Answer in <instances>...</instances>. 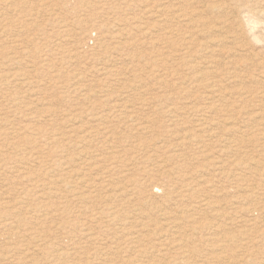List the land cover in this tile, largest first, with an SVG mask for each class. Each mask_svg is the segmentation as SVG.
Listing matches in <instances>:
<instances>
[{
    "label": "rangeland",
    "instance_id": "rangeland-1",
    "mask_svg": "<svg viewBox=\"0 0 264 264\" xmlns=\"http://www.w3.org/2000/svg\"><path fill=\"white\" fill-rule=\"evenodd\" d=\"M0 154V264H264V0H0Z\"/></svg>",
    "mask_w": 264,
    "mask_h": 264
},
{
    "label": "bare ground",
    "instance_id": "bare-ground-1",
    "mask_svg": "<svg viewBox=\"0 0 264 264\" xmlns=\"http://www.w3.org/2000/svg\"><path fill=\"white\" fill-rule=\"evenodd\" d=\"M54 1H55V0H54ZM166 1H168V0H166ZM184 1H186V0H184ZM175 2H176V1H175ZM192 2H193V1H189V3H192ZM172 3L174 4V2H172ZM176 4H177V3H176ZM179 7L182 8V5H180ZM224 10H225V9H224ZM242 10H243V9H242ZM242 10H240V11H242ZM244 12H245V11H244ZM181 13H183V12H178L177 15H180ZM190 14H191V13H190ZM244 14H245V13H244ZM191 15H193V13H192ZM188 16H189V15H188ZM246 17H247V16H246ZM14 77H15V76H14ZM18 78H19V77H18ZM18 80H19V79H18ZM26 82H27V81H26ZM19 83H20V81H19ZM22 83H23V82H22ZM24 83H25V82H24ZM24 83H23V84H24ZM17 84H18V83H17ZM18 86H19V85H18ZM26 86H27V85H26ZM77 92H78V91H77ZM92 96H94V95H92ZM186 103H187V102H186ZM115 104H116V103H115ZM188 104H189V103H188ZM180 106H181V104H180ZM180 106L178 105V107H180ZM178 107H177V109H178V111H179V108H178ZM186 107H187V106H186ZM127 108H128V107H127ZM125 109H126V108H125ZM177 109H176V110H177ZM128 110H129V109H128ZM172 110H173V109H172ZM183 110H184V109H183ZM122 111H124V110H122ZM175 112H176V111H175ZM186 112H187V111H186ZM189 112H190V111H189ZM183 113H185V112H183ZM111 118H112V117H111ZM201 122H202V121H201ZM199 124H201V123L198 122V125H199ZM204 125H206V124H204ZM207 126H208V125H207ZM138 127H139V126H138ZM145 127H146V126H145ZM197 127H198V126H197ZM211 127H212V126H211ZM81 130H82V129H81ZM140 130H141V129H140ZM84 131H85V128H84ZM87 131H88V130H87ZM145 131H146V129H145ZM200 131H201V130H200ZM56 133H57V132H56ZM56 133H55V134H56ZM81 133H82V131H81ZM88 133H89V132H88ZM53 136H54V135H53ZM50 137H51V136H50ZM82 137H83V136H82ZM48 138H49V137H48ZM84 138H85V137H84ZM82 139H83V138H82ZM82 139H81V140H82ZM46 141H47V140H46ZM57 141H58V140H57ZM0 156H1V154H0ZM112 158H114V157H112ZM219 165H220V164H219ZM2 166H3V165H2ZM49 171L52 172L51 170H49ZM16 172H17V171H16ZM47 172H48V171H47ZM25 175H26V173H25ZM68 175H69V174H68ZM73 175H74V174H73ZM93 175H94V174H93ZM17 176H18V175H17ZM23 176H24V174H23ZM50 176H51V175L49 174V177H50ZM76 176H77V175H76ZM79 176H80V175H79ZM103 176H104V175H103ZM103 176H102V177H103ZM105 176L107 177V174H106ZM15 177H16V176H15ZM55 177H56V176H55ZM92 177H93V176H92ZM94 177H95V176H94ZM94 177H93V178H94ZM18 178H19V176H18ZM51 178H53V177H51ZM56 178H57V177H56ZM79 178H81V177H79ZM95 178H96V177H95ZM29 179H30V178H29ZM53 179H54V178H53ZM96 179H97V178H96ZM100 179H101V178H100ZM105 179H106V178H104V179L102 178V180H105ZM92 180H93V179H92ZM106 180H107V179H106ZM84 181H85V180H84ZM87 181H88V180H87ZM53 182H54V181H53ZM95 182H96V181H95ZM19 183H22V182H19ZM24 183H25V182H24ZM26 183H27V182H26ZM56 183H57V182H56ZM72 183H73V182H72ZM84 183H85V182H84ZM91 183H92V182H91ZM22 184H23V183H22ZM52 184H53V183H52ZM54 184H55V183H54ZM97 184H99V183H97ZM84 185H85V184H84ZM6 186H7V185H6ZM57 186H58V185H57ZM91 186H92V185H91ZM91 186H89V187H91ZM40 187H41V186H40ZM42 187H43V186H42ZM53 187H54V186H53ZM64 187H65V186H64ZM68 187H70V186H68ZM106 187H107V186H106ZM8 188H10V187L8 186V187H7V190H8ZM35 189H36V188H35ZM10 190H11V189H10ZM10 190H9V191H10ZM41 190H42V188H41ZM44 190H45V189H44ZM54 190H55V189H54ZM50 191H51V190H50ZM3 192H4V191H3ZM70 192H71V191H70ZM8 193H10V192H8ZM48 193H49V191H48ZM71 193H73V192H71ZM1 194H2V193H1ZM51 194H52V193H51ZM2 195H3V194H2ZM44 195H45V194H44ZM44 195H43V196H44ZM41 196H42V195H41ZM77 196H80V195H77ZM2 197H3V196H2ZM7 197H8V196H7ZM7 197H6V198H7ZM0 198H1V197H0ZM6 198H5V199H6ZM71 198H72V197H71ZM0 201H1V200H0ZM4 201H5V200H4ZM4 201H3V202H4ZM77 201H79V197H78ZM83 201H84V200H83ZM3 202H2V203H3ZM5 202H6V201H5ZM79 202H80V201H79ZM2 203H0V204H2ZM19 203H21V202H19ZM19 203H18V204H19ZM21 204H22V203H21ZM205 204H206V203H205ZM6 205H7V203H6ZM0 206H1V205H0ZM12 208H13V210H14V207H12ZM47 211H48V210H47ZM9 212H10V211H9ZM0 214H1V217L3 218L2 213H0ZM17 215H18V214H17ZM9 216H10V215H9ZM14 216H15V215H14ZM10 217H12V216H10ZM15 217H16V216H15ZM11 219H12V218H11ZM16 219H17V218H16ZM0 221H1V220H0ZM3 221H4V218H3ZM168 221H169V220H168ZM7 222H8V221H7ZM10 222H11V221H10ZM10 222H9V223H10ZM16 222H17V221H16ZM0 223H1V222H0ZM167 223H169V222H167ZM3 224H5V223H3ZM11 224H12V223H11ZM171 224H172V222H171ZM15 225H16V224H15ZM15 225H11V226H12L11 228H13V226H15ZM3 226H4V225H3ZM174 226H175V225H174ZM9 227H10V226H9ZM2 228H3V227H2ZM7 228H8V227H7ZM7 228H6V229H7ZM11 228H10V229H11ZM170 228H172V227H170ZM8 229H9V228H8ZM173 229H174V228H173ZM14 234H15V233H14ZM12 235H13V234H12ZM83 235H84V234H83ZM135 235H136V234H135ZM13 236H14V235H13ZM15 236H16V235H15ZM15 236H14V239H16ZM17 236H19V235H17ZM11 237H12V236H11ZM86 237H87V236H86ZM86 237H85V238H86ZM82 238H84V237H81L80 239L83 240ZM87 238H88V237H87ZM90 238H91V237H90ZM133 238H135V237H133ZM7 239H9V238H7ZM130 239H131V238H130ZM141 239H142V238H141ZM3 240H4V239H3ZM134 240H137V238L134 239ZM4 241H5V240H4ZM6 241H8V240H6ZM130 242H131V241H130ZM146 243H148V240H147ZM129 244H130V243H129ZM138 244H139V243H138ZM11 245H12V244H11ZM136 245H137V244H136ZM133 247H134V246H133ZM9 250H10V249H9ZM14 251H15V250H14ZM10 252H11V251H10ZM135 252H137V251H135ZM145 252H146V251H145ZM8 253H9V252H8ZM12 253H13V252H12ZM63 253H65V252H63ZM143 253H144V252H143ZM3 254H4V253H3L2 250L0 249V257H2ZM9 254H10V253H9ZM72 254H73V253H72ZM135 254H136V253H135ZM7 255H8V254H7ZM16 255H17V254H16ZM26 255H27V254H26ZM65 255H66V254H65ZM67 255H68V253H67ZM10 256H11V255H10ZM10 256H9V257H10ZM145 256L147 257V255H145ZM150 256H151V255H150ZM9 257H8V258H9ZM139 257H140V256H139ZM29 258H30V257H29ZM143 258H144V256H143ZM152 259H154V257H153ZM136 260H137V259H136ZM148 260H149V259H148ZM150 260H151V259H150ZM140 262H142V261H140ZM151 262H152V261H151ZM149 263H150V262H149ZM152 263H153V262H152Z\"/></svg>",
    "mask_w": 264,
    "mask_h": 264
}]
</instances>
